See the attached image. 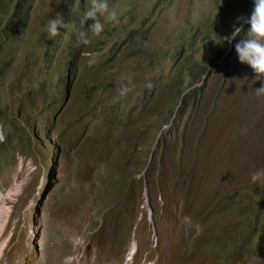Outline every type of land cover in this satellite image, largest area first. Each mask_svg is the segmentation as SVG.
Returning <instances> with one entry per match:
<instances>
[{
    "label": "rangeland",
    "instance_id": "obj_1",
    "mask_svg": "<svg viewBox=\"0 0 264 264\" xmlns=\"http://www.w3.org/2000/svg\"><path fill=\"white\" fill-rule=\"evenodd\" d=\"M244 1L107 0L121 22L100 17L104 30L89 32L87 45L81 0L32 1L13 47L41 92L29 111L37 130L0 147V264H264V183L251 180L264 169V95L253 91L264 81L253 83L235 51L247 33L223 41L234 26L249 28L250 8L237 7ZM57 13L66 28L49 38ZM68 68L70 97L53 118ZM99 85L118 100V136L95 131L103 107L90 91ZM122 86L132 88L124 97ZM139 154L131 181L108 202L117 169Z\"/></svg>",
    "mask_w": 264,
    "mask_h": 264
},
{
    "label": "trees",
    "instance_id": "obj_2",
    "mask_svg": "<svg viewBox=\"0 0 264 264\" xmlns=\"http://www.w3.org/2000/svg\"><path fill=\"white\" fill-rule=\"evenodd\" d=\"M32 1L33 0H15L14 2L13 0H0V10L2 11L0 16L2 15L5 17L4 19L0 18V86H5L7 89V98L0 99V124L4 126L5 131V142L0 143V147L6 148V151L19 146V144L16 143L17 139L14 140V137H23L27 132L30 131L31 127L30 117L32 115L29 111L33 108L32 100L35 98L30 92L31 90H35V88L30 85L32 69L25 58L24 52H20V55L23 58H14V52L16 50H14L13 45L16 38L26 29L31 19ZM69 1L72 3L74 0ZM245 4L246 0L237 7H245ZM225 6L226 3L224 2L221 7ZM87 24L88 20H85L84 23L81 24V30H83ZM211 60L214 62V58H208L205 61L210 62ZM78 74L81 73L78 72L75 74V76ZM93 74L94 73L90 74L88 78L93 76ZM82 76L83 74H81V80ZM3 80H5V85L3 84ZM193 84L194 82L186 85L183 88V91ZM109 88V85H99L94 90L90 91L91 94H93L94 91V97L97 98L94 100V103L103 107L101 115L94 118L95 131L100 136H104L108 129L114 135L118 136L120 134L119 129L114 124L117 118V112H115V110L118 111V100H110V92H108ZM181 90V88H177V94L182 93L183 91ZM102 91L104 92L102 93ZM115 91H117V89H115ZM103 96H105V98H102ZM80 100H82V104L80 106L88 105V101L85 99ZM111 112L115 113L112 118H110L108 115ZM99 124H102L103 126L101 130L96 128V126ZM131 126L133 128L136 127L135 124H132V121ZM36 130L37 128L35 126L31 127L32 132H35ZM127 138V141L134 142V147L136 149L140 150L141 152H146L145 143L140 137L135 138L130 135ZM112 146L115 148L116 156H120L122 143L118 138H114L112 140ZM143 159V156L139 154L134 161L126 160V162L117 169V179L112 183V198L108 200V202H111L113 198L116 197L117 192L123 184L131 181V176L134 174V171H136L138 165L140 164V160ZM161 179L166 180L165 176H161ZM92 219L97 221V217L95 218L94 215ZM263 221L264 216L261 222ZM259 226L260 223H257L255 228H258ZM263 226L261 227V230Z\"/></svg>",
    "mask_w": 264,
    "mask_h": 264
},
{
    "label": "clouds",
    "instance_id": "obj_3",
    "mask_svg": "<svg viewBox=\"0 0 264 264\" xmlns=\"http://www.w3.org/2000/svg\"><path fill=\"white\" fill-rule=\"evenodd\" d=\"M81 3L82 4L80 5V7H83L84 10L79 21L80 25L83 24L85 20L90 19L93 21V23L88 28V32L81 31L80 29L79 42L84 45H87L91 42L89 39V32L95 36H99L103 32L104 25L101 23L100 17H105L107 21L114 22L115 24H119L121 22L119 20L118 13L115 10H109V4L107 0H89L87 2V5H83L84 0H81ZM245 6H248L250 8V17L245 21V23L249 25V28L244 30L243 27L234 26L231 35L224 37L223 41L231 44L232 41L240 36L242 32L247 33L246 38L240 39V41L235 44V51L238 55L239 62L241 64L248 65L255 73V80L253 81V83H255L256 80L264 81V0H247ZM85 7L88 8L87 11L85 10ZM221 18V15H218V19ZM124 22H127L126 19ZM46 27L49 38H55L61 35L58 29L66 28V24L62 15L57 13L54 19L48 20ZM70 74L71 69H66L63 99L58 110H56L55 114L53 115V118L58 115L63 105L65 104L66 89L68 90L67 98L70 97L72 87ZM145 86L148 88L152 87L151 83H148ZM131 90V87L122 86L119 90V95L121 97H124ZM253 91L257 96L264 95V82L261 83V86L259 88H256ZM30 92L34 95L35 98L36 95L38 96L41 94L40 91L36 92V90H31ZM4 141V126L0 124V143ZM251 180L254 184L257 182L264 183V169H258L252 172ZM259 199L260 197L257 196V200Z\"/></svg>",
    "mask_w": 264,
    "mask_h": 264
},
{
    "label": "bare ground",
    "instance_id": "obj_4",
    "mask_svg": "<svg viewBox=\"0 0 264 264\" xmlns=\"http://www.w3.org/2000/svg\"><path fill=\"white\" fill-rule=\"evenodd\" d=\"M3 197H4V195H3ZM3 197L0 196V231H1L2 224H3V222H2V202H3L2 199H3Z\"/></svg>",
    "mask_w": 264,
    "mask_h": 264
},
{
    "label": "water",
    "instance_id": "obj_5",
    "mask_svg": "<svg viewBox=\"0 0 264 264\" xmlns=\"http://www.w3.org/2000/svg\"><path fill=\"white\" fill-rule=\"evenodd\" d=\"M67 92H68V90L66 89V97H65V100L67 99V97H68V95H67Z\"/></svg>",
    "mask_w": 264,
    "mask_h": 264
}]
</instances>
